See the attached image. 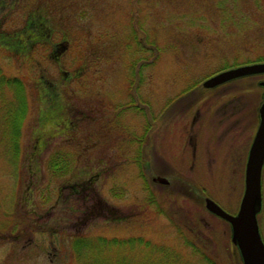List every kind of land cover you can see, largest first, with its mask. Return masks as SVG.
I'll return each instance as SVG.
<instances>
[{
  "label": "rangeland",
  "instance_id": "1",
  "mask_svg": "<svg viewBox=\"0 0 264 264\" xmlns=\"http://www.w3.org/2000/svg\"><path fill=\"white\" fill-rule=\"evenodd\" d=\"M256 62L264 0H0V72L27 104L14 163L3 130L17 99L0 89V264H242L204 199L238 210L264 73L202 83ZM41 77L75 130L52 121ZM57 153L71 158L58 177Z\"/></svg>",
  "mask_w": 264,
  "mask_h": 264
},
{
  "label": "water",
  "instance_id": "2",
  "mask_svg": "<svg viewBox=\"0 0 264 264\" xmlns=\"http://www.w3.org/2000/svg\"><path fill=\"white\" fill-rule=\"evenodd\" d=\"M264 73V62H257L229 68L207 78L202 85L213 87L224 81L252 74ZM260 84L264 88V81ZM259 124L249 147L244 170V191L238 210L229 214L214 200L206 197L205 208L217 217L229 223L231 242L238 248L242 264H264V243L260 235L257 215L261 211V172L264 164V94L263 101L257 110ZM154 180L166 183L165 178L156 177Z\"/></svg>",
  "mask_w": 264,
  "mask_h": 264
},
{
  "label": "trees",
  "instance_id": "3",
  "mask_svg": "<svg viewBox=\"0 0 264 264\" xmlns=\"http://www.w3.org/2000/svg\"><path fill=\"white\" fill-rule=\"evenodd\" d=\"M28 25L30 26L31 24H29V22H28ZM4 84H7L8 87H11L15 90L14 96L17 99V101H16L17 107L12 112V114H10L9 122L7 124H5L6 127L8 128V130H6V129L3 130V131H6L8 136L10 137V146L13 149V150L12 149L11 150L13 152H15L14 163H17V156H18L17 153H19V149H20V147H19L20 133L19 132H20V127L22 125L21 122L23 121V119L26 115V111H27V104L25 102L26 101V95H25L26 92H24L25 86H24V83L22 82V80L20 78H18L17 76L8 78L6 75H4L0 72V89L2 88L1 90L4 89ZM1 94L3 95L2 92H1ZM10 105L12 106V104H10ZM10 105L8 104L7 108H10ZM69 161H71V158H66L64 155L58 154V153L54 154L46 162L47 163L46 169H47V171L52 173L53 176H57V177L62 176L63 174L67 173V171L70 170V168H69L70 162ZM77 191H75V192L79 193ZM98 240H99V238H98ZM73 246L76 249V251L78 250L77 253L79 255H81L79 251L85 252L86 249L87 250L90 249L88 247V243L86 242V238H84V237L76 239L74 241ZM85 253H84V255H86Z\"/></svg>",
  "mask_w": 264,
  "mask_h": 264
},
{
  "label": "flooded vegetation",
  "instance_id": "4",
  "mask_svg": "<svg viewBox=\"0 0 264 264\" xmlns=\"http://www.w3.org/2000/svg\"><path fill=\"white\" fill-rule=\"evenodd\" d=\"M29 25H28V22L25 26V28H28ZM35 39L36 40H39V41H42V42H47V40H43L42 37L40 36H35ZM36 40H33V42H36ZM66 42V41H64ZM60 43L56 42L54 43L49 49H50V56H51V59H53L54 61H59L57 58H59V56L62 55V51H63V48L61 47L60 48ZM64 48H66V46L64 45ZM65 81H69L70 79L67 78H64ZM37 84L39 85V87H41V91L43 92V95L46 96L45 98V101H48L49 105L47 107V111L50 112L51 114V117L53 118L52 121H55L57 124L61 121V123L63 124L64 126V129L66 130H75L76 129V120H74V118L70 117L68 118V112L66 111V109H63L61 110L62 108H59L57 107L59 110H56V107L54 105V101H55V98H54V94H55V91H54V87L55 84L53 85L52 83L50 84L48 81H46L43 77H41L38 81H37ZM55 107V108H54ZM67 115V116H62L61 115ZM58 118V119H55L54 118ZM64 133V132H62ZM52 137V136H51ZM49 143V142H48ZM47 141L44 140V137L41 138V142L39 144H33V145H37V149L38 151L42 152L44 150V148L47 146ZM264 167V165H263ZM262 237V235H261ZM263 240V239H262ZM264 242V241H263Z\"/></svg>",
  "mask_w": 264,
  "mask_h": 264
},
{
  "label": "bare ground",
  "instance_id": "5",
  "mask_svg": "<svg viewBox=\"0 0 264 264\" xmlns=\"http://www.w3.org/2000/svg\"><path fill=\"white\" fill-rule=\"evenodd\" d=\"M48 173H50V172H48ZM52 174V173H51Z\"/></svg>",
  "mask_w": 264,
  "mask_h": 264
}]
</instances>
